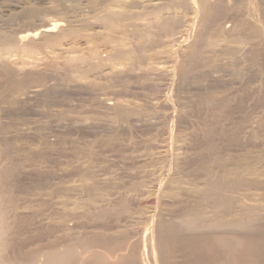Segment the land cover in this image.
I'll return each mask as SVG.
<instances>
[{
  "label": "rangeland",
  "instance_id": "obj_1",
  "mask_svg": "<svg viewBox=\"0 0 264 264\" xmlns=\"http://www.w3.org/2000/svg\"><path fill=\"white\" fill-rule=\"evenodd\" d=\"M150 244L264 264V0H0V264Z\"/></svg>",
  "mask_w": 264,
  "mask_h": 264
},
{
  "label": "bare ground",
  "instance_id": "obj_2",
  "mask_svg": "<svg viewBox=\"0 0 264 264\" xmlns=\"http://www.w3.org/2000/svg\"><path fill=\"white\" fill-rule=\"evenodd\" d=\"M144 7V6H143ZM150 7V6H149ZM152 7V6H151ZM154 7V6H153ZM9 15V14H8ZM15 15V14H14ZM57 28V25L56 24H47V25H44V27L42 28V29H39V30H37V29H35V30H31V31H25V32H23V33H20V34H18V36H17V39H19V40H26L27 38H35V37H37V35L39 34V33H52V32H54V30ZM10 41V40H9ZM12 41V40H11ZM9 45H10V43H9ZM151 241V240H150ZM153 241V240H152ZM151 241V242H152ZM143 244H145L144 242H143ZM147 245V244H146ZM146 245H144L143 247H142V252H143V254H144V256H145V254H147V251H148V249H149V251H150V254H151V257H152V261L154 262V258H155V254H154V247H153V245L152 244H150L149 245V248L146 246ZM149 251H148V253H149ZM141 252V251H140ZM63 254V253H62ZM69 254L70 255H72L71 254V251L70 250H68V249H66V251L64 252V254L61 256L60 254H52V255H48L47 256V263L46 264H60V262H65L66 261V258L65 257H67V258H70L69 257ZM142 254V253H141ZM142 254V255H143ZM149 254V255H150ZM157 256V255H156ZM65 258V259H64ZM63 260H65V261H63ZM153 264H156V261L153 263Z\"/></svg>",
  "mask_w": 264,
  "mask_h": 264
}]
</instances>
